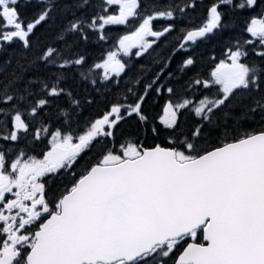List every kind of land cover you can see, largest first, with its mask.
I'll use <instances>...</instances> for the list:
<instances>
[{
    "label": "trees",
    "instance_id": "16d2710c",
    "mask_svg": "<svg viewBox=\"0 0 264 264\" xmlns=\"http://www.w3.org/2000/svg\"><path fill=\"white\" fill-rule=\"evenodd\" d=\"M116 1L129 6L121 23L102 20L119 14L115 0H11L13 22L0 5L1 149L14 146L30 159L61 141L79 144L64 171L76 179L107 157L120 160L128 146L160 144L192 158L264 131V29L258 37L248 30L264 22V0ZM213 6L220 26L182 49L186 31L203 26ZM169 26L141 52L119 51L120 40L138 29ZM230 51L239 56L228 65L239 75L231 86L214 73ZM112 57L120 70L105 73L101 65ZM166 107L176 113L171 123L161 120ZM115 111L119 117L101 133L98 121ZM187 242L131 264H174Z\"/></svg>",
    "mask_w": 264,
    "mask_h": 264
},
{
    "label": "water",
    "instance_id": "95a60500",
    "mask_svg": "<svg viewBox=\"0 0 264 264\" xmlns=\"http://www.w3.org/2000/svg\"><path fill=\"white\" fill-rule=\"evenodd\" d=\"M201 227L205 245L190 242L176 264H264V132L186 161L156 145L95 166L37 232L27 264L130 263Z\"/></svg>",
    "mask_w": 264,
    "mask_h": 264
},
{
    "label": "flooded vegetation",
    "instance_id": "af4514ba",
    "mask_svg": "<svg viewBox=\"0 0 264 264\" xmlns=\"http://www.w3.org/2000/svg\"><path fill=\"white\" fill-rule=\"evenodd\" d=\"M30 165L0 151V264H27L37 232L59 210L55 195L47 196L62 189L49 178L57 165Z\"/></svg>",
    "mask_w": 264,
    "mask_h": 264
},
{
    "label": "rangeland",
    "instance_id": "374dc122",
    "mask_svg": "<svg viewBox=\"0 0 264 264\" xmlns=\"http://www.w3.org/2000/svg\"><path fill=\"white\" fill-rule=\"evenodd\" d=\"M11 2V0H1V4L4 5V13H6V15H9V12L10 10L12 9L11 6H9V3ZM262 29V28H261ZM146 38L145 34H140L139 36L137 35H130L129 37H126L124 39H122V41L120 42V49L119 51H121L122 53L124 54H129L130 52H132L135 47L137 50H140L141 49V46L144 45V39ZM115 62V58L114 59H111V60H108L105 64H102L101 66L103 67L104 71L106 72H114V71H117L118 68L117 66L114 64ZM221 75L223 77H229L231 75L230 73V70L228 71H223V73H221ZM220 76L219 74L217 75V79L218 81H223V77ZM200 109H202V111H207L208 108H207V105H203ZM117 116L120 115V112H117L115 113ZM113 116H110L109 118L112 119ZM175 117V112L173 109H169L168 110V113H167V117L165 118V120L167 121V123H170L172 119H174ZM164 120V121H165ZM101 125L102 127H105L106 125H104V122H101ZM67 143H64L63 145V148L64 149H67L69 146L66 145ZM77 146L75 145L72 149L73 151H65V150H60L58 151L57 153H54L52 156H51V160H49V163L50 165H57L59 163H63L65 162L66 160H68L73 152H74V149L76 148ZM125 156H133V155H137L139 154V151L137 150V148L133 147V146H128L125 150ZM44 167L45 164L43 163H31L30 167L32 168H37V167ZM46 167V166H45ZM175 244L176 243H172L170 246H169V249L167 252L171 251L174 247H175Z\"/></svg>",
    "mask_w": 264,
    "mask_h": 264
}]
</instances>
